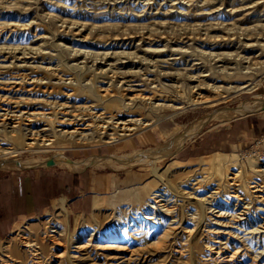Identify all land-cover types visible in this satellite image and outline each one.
Here are the masks:
<instances>
[{"label":"rangeland","instance_id":"obj_1","mask_svg":"<svg viewBox=\"0 0 264 264\" xmlns=\"http://www.w3.org/2000/svg\"><path fill=\"white\" fill-rule=\"evenodd\" d=\"M0 47L26 53L24 62L12 58L13 52L0 53V86L15 81L13 76L40 79L34 86L25 79L16 93L1 86L0 95L26 98L17 108L48 110L57 117L35 119L30 129L26 121L0 122V162L44 161L53 153L67 162L93 153L103 159L133 149L158 151L143 162L108 163L116 168V182L70 229L62 208L13 221L0 239V264H264V202L251 187L258 182L264 193V107L230 120L212 117L241 103L264 104V0H0ZM102 53L112 56L106 60H113L118 72L134 71L132 84L153 94L159 106L137 101L126 111L118 107L122 95L100 100L96 92L109 82L112 92L124 93L103 72ZM129 53L138 58H126ZM105 107L111 115L139 117L143 124L122 136L97 127L82 138L59 131L58 120L71 112L91 109L84 115L90 122L89 112H107ZM207 117L198 131L184 133ZM251 118L261 125L236 151L186 160L170 157L174 149L163 151L171 139H181L179 148L202 130ZM157 121H170L168 141L117 152L116 142ZM40 128H47L52 144L28 146L29 130ZM78 148L95 152L82 156ZM14 150V156L4 153ZM49 165L55 164L21 168ZM154 194L164 196L170 214L146 204ZM119 196L125 199L113 203ZM152 211L161 216L145 219ZM239 211L245 218L241 225L230 218ZM218 212L224 213L222 224H215ZM145 220L150 223L142 227Z\"/></svg>","mask_w":264,"mask_h":264},{"label":"crops","instance_id":"obj_2","mask_svg":"<svg viewBox=\"0 0 264 264\" xmlns=\"http://www.w3.org/2000/svg\"><path fill=\"white\" fill-rule=\"evenodd\" d=\"M251 119H235L224 127L202 130L187 138L179 148L173 150L170 157L186 160L211 152L226 154L236 151L244 146L245 138L254 133L255 127L261 125L258 120ZM171 127L170 121L150 123L128 139L116 142L115 149L120 152L133 147H152L168 141L172 136ZM85 151L79 149L82 156L84 153L95 152L93 149L91 152L87 149ZM95 156L97 155L93 153L76 160ZM211 161L215 163L218 158L213 157ZM115 169L104 163L85 165L78 170L49 165L0 171V239L10 229L13 221L22 217H34L49 209H64L68 229L75 226L83 215L95 208L96 196L116 182ZM123 199L125 198L119 196L112 202L120 203Z\"/></svg>","mask_w":264,"mask_h":264},{"label":"bare ground","instance_id":"obj_3","mask_svg":"<svg viewBox=\"0 0 264 264\" xmlns=\"http://www.w3.org/2000/svg\"><path fill=\"white\" fill-rule=\"evenodd\" d=\"M72 26L77 28V29L79 28L74 23H72ZM8 48H10V47H8ZM38 48H39V46H38ZM32 50H34V49H32ZM32 50H30V52ZM1 52H2V54H4V52H7L8 55H10V53L13 52L12 58H16L17 60L19 59V60H22L24 62L23 58H25V57H22V55L25 56V54H26L25 51H20V50L17 51V48H12V47L9 50H5V49H2V47H0V53ZM30 52H27V53L30 54ZM32 52H34V51H32ZM7 54L3 55L2 57H4V59H5L8 56ZM102 54H103L102 58H104V62L102 64L106 65L105 68H102L103 72L106 73V75L109 73L110 76L114 77L115 78L114 80L117 83L118 87H120V90L123 91L124 93H120L117 91L112 92L109 89V87H110V82H109V84L106 88L100 89L99 92H96V94L100 100L103 101L109 97L117 96L115 94L122 95V103L118 107H120V108L124 107L126 111H127V108L129 106L135 105V103L137 101H139L141 103L146 102V103L152 104L153 106L158 105L154 102L155 99H154L153 94L150 95L149 93H144L143 90L138 89L137 87L139 86V84H132V82L134 80H130V79L133 77L134 71L118 72L117 68L119 66H117L113 60H112L113 62L106 60V59H108V57H112V56L108 55V53H102ZM130 57L131 58L132 57L138 58L137 55H131V53L126 55V58H130ZM110 59L111 58H109V60ZM121 64H122V62H121ZM1 67H8V66H1ZM9 67H10V65H9ZM114 67H117V68L114 69ZM13 77H14L13 79H15V81H12L9 83H2L1 86L5 87L6 91L11 90V92L13 91L14 93H16L19 90V86L22 84L23 81H25V79H27L28 81L31 82V84H33L31 86H34L35 81H38V79H39V78H33V77L27 78V76H25V77L24 76H18V77L13 76ZM129 77H131V78H129ZM100 79H103V78H100ZM250 86H251V83L245 84V85H242L241 87L237 88V90H241L244 88L249 89L248 87H250ZM198 94L200 95V92H198ZM201 97L202 96H200L198 98H201ZM205 99L200 101V102H203V103L207 102V101H205ZM26 100H27L26 98H18L17 100H12L7 95H3V94L0 95V103H4V105L2 104V106H0V122L1 123H7V124H13L15 126V125H19L21 123L20 121H26L28 123L27 127H29V129H30V128H32V126L29 125V122H31L35 119H39L41 117L44 118L46 116V119H53V121H55V119L57 118V117L52 116L55 113L52 111L50 112L48 110L42 111V110H30V109H24V108H17V105H21V103H24ZM126 100L128 102H125ZM259 102H260L259 100H256L255 103H253V102L241 103L236 108H233L229 111H221V112H217V113L214 112L212 117H218V118H224L226 120H230L234 117L246 114L248 112H252V111L254 112V111L261 110L262 107H264V104H261L262 101L260 102V104H259ZM12 103L14 104L13 108H16V109H12V107L9 106ZM50 103H51L50 105L55 104V102H50ZM63 106L66 107L65 105H63ZM52 107H53V109L55 108V106H52ZM50 108H51V106H50ZM105 109H106L105 111H107V112H99V111L94 112V113L89 112V114L93 115L92 117L94 118L95 122L94 121L88 122V120H86V118H84L85 113L87 111H90L91 109L87 110L86 108H83L82 110H79L78 113H74V114H72V112H71L68 118L66 117V118H62V119L58 120V126H60L59 131H61V133L63 135H68L69 137H72V138L74 136H80L82 138L86 135V133H85L86 130L87 131L90 130L91 127H97V128H100L104 132L106 130H112V132H111L112 135L117 133V134H120L122 136V135H127L128 134L127 132L131 131L134 128L133 125L143 124L141 118H139V117L136 118L134 116H129V115H127L123 118L122 117H116L115 115L110 114L109 109H107L106 107H105ZM64 113L67 115L68 112H64ZM105 113H108V116H105ZM46 114L49 116L51 114V117H47ZM208 118H210V117L203 119V121L201 119L198 123L194 124L193 126L189 127L187 130H185L184 133L188 132L189 130L194 131V132L198 131V129L202 126L203 122L208 120ZM93 122L95 124H93ZM45 129H47V128H40L39 130H29L30 134H28L29 135V138H28L29 141L27 142V145L28 146H32V145H36V144L40 145V146L45 145L43 147L51 145L53 140L47 139V135H45V133H44ZM116 138L117 137H113V139H116ZM180 143H181V139L180 140L179 139H171L170 141L167 142L166 149L163 151L167 152V153L171 152L173 149H176L180 145ZM15 151H17V150L7 151L4 153L11 154L12 156H14ZM157 152L155 150H150V149H148V150H146V149L145 150H133L130 153H126L123 155H113V156H109V157H106L103 159L90 157V158L82 159L79 161H71L70 160L67 162H63L61 160V156H60L61 154L59 155L56 153L55 154L53 153L51 156H49L47 158V160H44V161L41 159H38V158H36L35 160L34 159L15 160V159H11L9 157L8 161L0 162V167L21 168L25 165H35V164L40 165V164H44L46 162H51L55 165H58V166L60 165V166L66 167V168L71 169V170H78L79 168H81L82 164H84V166L90 165V164H92V165L93 164H99V165L101 164L102 165V163H106V164L109 163L110 164V163H112V161H115L116 163L125 165V164H129L128 163L129 161H133V162L135 161L136 163L137 162H143V161L148 160L149 158L156 156ZM160 153H161V148H160ZM237 173H235V175ZM235 175L230 177L232 185H235V182L237 180L235 178L236 177ZM251 187L253 188L254 193H260V194H258V195L256 194V195H257V197H259L260 201L264 202V193L262 190L263 186H260L258 182H254V185H252ZM151 199H152V201L146 202V204L152 205V207L155 211H157V209H159L160 211H163V212L165 211L166 213H169V214L172 212L171 209L166 208V204H165L166 200H164L163 195L154 194V196ZM200 200H204V199H200ZM155 211H152L147 217H145V219L153 220V219H156L157 215L161 216L160 214H156ZM243 215H244V212L239 211V212L231 215L230 218L233 219L234 222L239 223L237 225H241L244 223L243 220L245 219V218L244 219L241 218ZM214 216L216 217V218H214L215 222H217L215 224H222V221L220 222L219 220L221 219L222 216H224V213L218 212ZM160 218H162V217H160ZM147 222L148 221L145 220V222L141 221V222H139V224L143 227L147 224ZM148 223H150V222H148ZM252 230H253V228H252ZM91 231H93V229L89 230L88 233H91ZM30 246L34 247V245H30ZM219 252L216 251V253H219Z\"/></svg>","mask_w":264,"mask_h":264},{"label":"built area","instance_id":"obj_4","mask_svg":"<svg viewBox=\"0 0 264 264\" xmlns=\"http://www.w3.org/2000/svg\"><path fill=\"white\" fill-rule=\"evenodd\" d=\"M252 152H253L252 154H254V152H255V149H253V150H252ZM249 153H250V151H249Z\"/></svg>","mask_w":264,"mask_h":264}]
</instances>
